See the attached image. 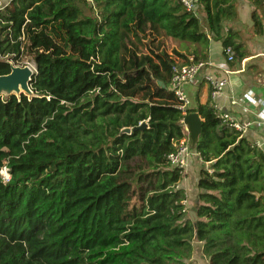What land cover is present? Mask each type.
Segmentation results:
<instances>
[{"label":"trees","instance_id":"trees-1","mask_svg":"<svg viewBox=\"0 0 264 264\" xmlns=\"http://www.w3.org/2000/svg\"><path fill=\"white\" fill-rule=\"evenodd\" d=\"M236 16L235 0H199L195 11L181 0H10L0 10V75L11 63L37 69L32 97H0V264H186L195 242L209 264H264L263 151L217 118L210 97L182 110L171 90L172 66L207 62L211 40L243 59L224 34ZM193 112L194 217L186 174L168 159Z\"/></svg>","mask_w":264,"mask_h":264},{"label":"crops","instance_id":"crops-1","mask_svg":"<svg viewBox=\"0 0 264 264\" xmlns=\"http://www.w3.org/2000/svg\"><path fill=\"white\" fill-rule=\"evenodd\" d=\"M235 6L237 16L224 22V34L230 31L235 36V42L240 45V51L244 55L243 59L228 61L222 41L211 40L205 69L196 83H186L183 88L190 100L189 108L193 109L197 102L203 104L209 97L211 99V90L204 78L206 74L225 79L227 84L216 102L239 121L250 122L244 136L250 143L259 144L260 149L264 150V0H235ZM198 14L201 18L205 16L201 11ZM186 145L190 151L186 177L181 181L180 187L185 189L191 201L199 191L197 180L203 164L190 142H186ZM187 176L194 181L193 189L186 182ZM196 243L201 253L202 243ZM189 261L192 263L194 257ZM206 262L209 264L207 259Z\"/></svg>","mask_w":264,"mask_h":264},{"label":"built area","instance_id":"built-area-1","mask_svg":"<svg viewBox=\"0 0 264 264\" xmlns=\"http://www.w3.org/2000/svg\"><path fill=\"white\" fill-rule=\"evenodd\" d=\"M181 1L188 10L195 11L198 7L199 0H181ZM9 2L10 0L7 3L3 4V2L0 0V10H3L9 4ZM224 52L227 55L228 61L234 60V53L231 47L225 48ZM11 64L17 66L14 63ZM206 64L207 63L204 61H196L194 57L191 56L187 63L175 64L172 66L171 90L174 92L176 97L182 102V105L180 106L182 110H187L190 107V100L183 86L186 83H196L198 76L205 69ZM204 78L206 82L209 84L211 90L210 95L217 118H219L220 120H222V122L229 125L233 129L237 130L242 135H244L250 126V122L239 121L236 117L233 116V114L224 111L220 107V105L216 102L218 95L221 94V92L225 88L227 81L225 79H217L209 74H206ZM252 145L260 149L259 144H252ZM189 151L190 149L188 145H186V139H185L182 142L180 149L177 152L170 154L168 156V159L170 160V163L173 166L182 168L185 172L187 169V158ZM262 151L264 153V150ZM0 173L4 181H7L9 179L7 167H4Z\"/></svg>","mask_w":264,"mask_h":264},{"label":"water","instance_id":"water-1","mask_svg":"<svg viewBox=\"0 0 264 264\" xmlns=\"http://www.w3.org/2000/svg\"><path fill=\"white\" fill-rule=\"evenodd\" d=\"M36 72V67H32L30 65H11V72L9 74L0 75V97H9L11 95L20 96L22 94H26L32 97L34 93L31 88V80L35 76ZM182 124L189 132V142L192 149H196L198 138L202 128V118L197 112L189 113L186 115ZM146 125V122H143L139 127L135 128V130L143 129L146 127ZM130 131V128H125L123 130V132L127 133H129ZM196 206L197 202L190 212L191 216L193 217L195 216Z\"/></svg>","mask_w":264,"mask_h":264},{"label":"rangeland","instance_id":"rangeland-1","mask_svg":"<svg viewBox=\"0 0 264 264\" xmlns=\"http://www.w3.org/2000/svg\"><path fill=\"white\" fill-rule=\"evenodd\" d=\"M1 1L3 2V4H5L9 0H1ZM184 44H186V42H184ZM29 61H30L29 60V56H27V57H25V59L23 60L22 63L23 64H26ZM30 66L34 67V64L33 63H30ZM185 131H186V142L188 143L189 142V132L187 130H185ZM3 176H4V174H3ZM185 177L186 176H184V178ZM187 177H188V180L186 182H188V184L190 185L189 188L193 189L195 187L194 186V181H192L191 178L189 179V176H187ZM184 178H183V181L185 180ZM195 198H192L191 201L188 199V202L186 203V208L188 209L189 212H190L191 208L194 206ZM193 257H194V261L192 263H190V261L188 260L186 264H207L206 259L201 255L200 250H199V247H198V245H197L196 242L194 244V254H193Z\"/></svg>","mask_w":264,"mask_h":264}]
</instances>
